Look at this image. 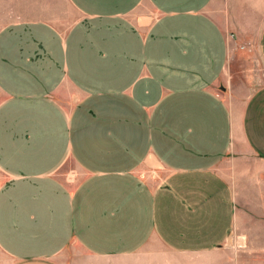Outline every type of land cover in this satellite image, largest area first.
Returning a JSON list of instances; mask_svg holds the SVG:
<instances>
[{
	"label": "crops",
	"instance_id": "crops-1",
	"mask_svg": "<svg viewBox=\"0 0 264 264\" xmlns=\"http://www.w3.org/2000/svg\"><path fill=\"white\" fill-rule=\"evenodd\" d=\"M70 1L0 33V264L213 246L264 197V17L253 48L223 0Z\"/></svg>",
	"mask_w": 264,
	"mask_h": 264
},
{
	"label": "rangeland",
	"instance_id": "rangeland-1",
	"mask_svg": "<svg viewBox=\"0 0 264 264\" xmlns=\"http://www.w3.org/2000/svg\"><path fill=\"white\" fill-rule=\"evenodd\" d=\"M223 2L228 4L229 27L242 28L248 32H240V35L249 39L246 45L258 48L255 41L250 39L257 35L254 33L257 27L255 23L264 17V0ZM71 4L70 0H0V33L15 23L31 21L52 23L66 30L76 18ZM257 196L254 194L253 198L237 202L234 223L221 237L209 232V227L205 226V231L198 237H208L210 241H215L210 247H195L192 242L193 233L184 229L183 240L176 241L175 245L167 242L162 244L153 239L149 246L129 257L98 259L84 253L77 246H70L64 251L63 260L65 264H264V197L256 199Z\"/></svg>",
	"mask_w": 264,
	"mask_h": 264
}]
</instances>
